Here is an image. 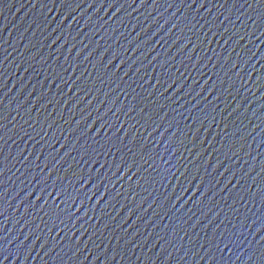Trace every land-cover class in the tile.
<instances>
[{
	"label": "water",
	"instance_id": "obj_1",
	"mask_svg": "<svg viewBox=\"0 0 264 264\" xmlns=\"http://www.w3.org/2000/svg\"><path fill=\"white\" fill-rule=\"evenodd\" d=\"M0 264H264V0H0Z\"/></svg>",
	"mask_w": 264,
	"mask_h": 264
}]
</instances>
